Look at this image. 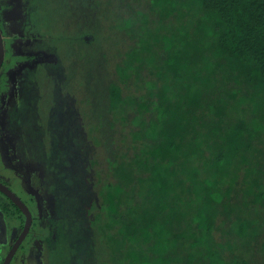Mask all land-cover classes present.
<instances>
[{"label":"trees","instance_id":"1","mask_svg":"<svg viewBox=\"0 0 264 264\" xmlns=\"http://www.w3.org/2000/svg\"><path fill=\"white\" fill-rule=\"evenodd\" d=\"M16 1L3 0L0 19L12 77L30 56L23 22L40 26L42 14ZM67 1L73 94L91 102L90 130L73 127L84 154L60 173L66 200L39 193L38 258L72 232L90 243V264H264V0ZM27 82H11L16 94ZM38 102L17 117L38 122ZM40 127L25 136L38 141Z\"/></svg>","mask_w":264,"mask_h":264},{"label":"rangeland","instance_id":"2","mask_svg":"<svg viewBox=\"0 0 264 264\" xmlns=\"http://www.w3.org/2000/svg\"><path fill=\"white\" fill-rule=\"evenodd\" d=\"M16 2L18 4L19 0ZM35 5L42 12L40 14L36 11L38 15H41L40 26L23 22V25L29 30L28 38L30 39L28 41L25 38L24 41H28V45L20 49V51L29 53L30 56L24 54L21 70L18 66L16 69L12 68L15 77H12V73L10 76H8L9 73H5V69L9 65L8 54L0 68V181L16 192L34 213H32L33 221L30 232L16 251L10 264H47L49 260L54 261L55 264H90L88 256L92 253L94 260L97 257L95 252L90 250L91 246H89L88 240L87 246L79 247L77 244H73L72 232L70 236L61 233L52 248L55 251L50 249L48 252L44 248L41 257L38 258L37 251L41 249L42 240L38 236L34 237L32 233L36 226L35 221L38 224L41 219L40 216L36 220L35 207L37 204L39 208L44 207L42 197L39 195L40 191L46 194L49 193V189L56 191L59 188L58 194H62L60 201L66 200L64 188L70 189V186H61L60 179L63 178L59 176L61 172L62 174L69 172L70 176L73 175V168L77 167L80 156L84 154L80 148L84 140L76 141V136H73V127L80 129V136L85 135L86 132L89 136V119L83 120L82 117L91 105L90 101H81L79 104L78 94H73V3L70 5L67 0H55L54 2L33 0L28 15L30 19ZM14 12L17 14V8ZM30 19L29 21H33L32 23L35 22ZM10 24H12V19ZM14 24L22 26L18 19L14 21ZM36 53L40 57H34ZM18 77L28 80L25 85L27 89L25 91L22 89V94H16V88L11 83L13 81L16 83ZM19 95L21 98L18 97ZM36 99H39L37 109L43 110L38 122L29 121L26 118L24 121L23 117H17L18 112L15 109L18 111L28 108L29 114L31 106L28 104ZM62 100L66 104L62 103ZM62 109H65L63 113ZM82 113L83 116H81ZM77 117L81 120H78ZM20 122L27 124V127L18 124ZM38 123L41 125L40 138L38 141H34L32 137H28L29 133L25 136V131L31 124ZM79 123L80 125L76 126ZM49 128L53 130L51 135L47 134ZM28 140L30 141L28 142ZM33 142H36L37 146L34 147ZM89 143L88 148L91 152L93 149L91 137ZM70 150L74 154L72 158L66 154ZM86 155H89L88 151ZM65 164L69 165L68 170H65ZM57 180L58 186L56 185ZM72 187L71 192H73L72 190L77 191L76 186ZM35 195L36 198L33 197ZM53 205L58 204L54 203ZM6 207L11 210V213L5 210ZM17 212L18 209L11 199L0 191V264L22 230V225L17 219L19 212ZM41 213L44 217L42 209ZM43 220V218L40 220L41 224H43ZM91 228V232L87 228L84 229L81 235L82 240L90 239L92 235L97 234V230H94L92 226ZM85 258L87 259L85 260ZM95 262L97 263V260Z\"/></svg>","mask_w":264,"mask_h":264},{"label":"water","instance_id":"3","mask_svg":"<svg viewBox=\"0 0 264 264\" xmlns=\"http://www.w3.org/2000/svg\"><path fill=\"white\" fill-rule=\"evenodd\" d=\"M5 58V46H4V39L3 34L0 28V68L3 65V61ZM0 191H2L4 194H6L25 214V224L15 239L14 243L11 245L9 252L5 256L4 260L1 264H10L12 261L16 251L20 247L21 243L29 233L33 221V214L28 206V204L16 193L14 192L8 185L0 181Z\"/></svg>","mask_w":264,"mask_h":264},{"label":"flooded vegetation","instance_id":"4","mask_svg":"<svg viewBox=\"0 0 264 264\" xmlns=\"http://www.w3.org/2000/svg\"><path fill=\"white\" fill-rule=\"evenodd\" d=\"M2 2H3V0H0V19H1V10H2V8H3V5H2ZM9 2H12V0H9ZM1 20H0V28H1V31H2V34H3V30H2V26H1ZM12 25H10V27H11ZM3 39H4V46H5V44H6V38L4 37V34H3ZM5 52H6V47H5ZM4 60H5V58H4ZM3 63H4V61H3ZM29 206V205H28ZM22 211V210H21ZM32 226V225H31ZM30 232V231H29ZM17 238V237H16ZM15 241V240H14ZM13 244V243H12ZM11 244V245H12ZM22 244V243H21ZM21 246V245H20ZM4 260V259H3Z\"/></svg>","mask_w":264,"mask_h":264}]
</instances>
